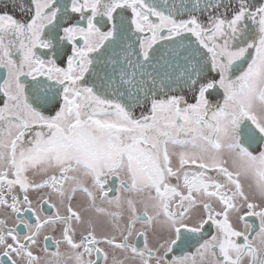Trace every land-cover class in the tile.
Segmentation results:
<instances>
[{"label": "snow or ice", "instance_id": "obj_1", "mask_svg": "<svg viewBox=\"0 0 264 264\" xmlns=\"http://www.w3.org/2000/svg\"><path fill=\"white\" fill-rule=\"evenodd\" d=\"M0 264H264V0H0Z\"/></svg>", "mask_w": 264, "mask_h": 264}, {"label": "flooded vegetation", "instance_id": "obj_2", "mask_svg": "<svg viewBox=\"0 0 264 264\" xmlns=\"http://www.w3.org/2000/svg\"><path fill=\"white\" fill-rule=\"evenodd\" d=\"M40 244H41V247L44 246V241H43V239H41ZM49 250H50V251H53V250H55V249H54V247H52V246L50 245Z\"/></svg>", "mask_w": 264, "mask_h": 264}, {"label": "water", "instance_id": "obj_3", "mask_svg": "<svg viewBox=\"0 0 264 264\" xmlns=\"http://www.w3.org/2000/svg\"><path fill=\"white\" fill-rule=\"evenodd\" d=\"M170 2H171V0H170ZM17 15H19V14L17 13Z\"/></svg>", "mask_w": 264, "mask_h": 264}]
</instances>
